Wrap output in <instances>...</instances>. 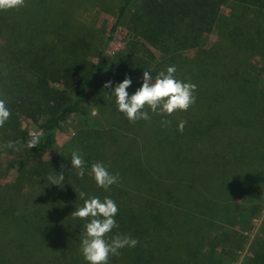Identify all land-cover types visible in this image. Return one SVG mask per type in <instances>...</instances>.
I'll return each instance as SVG.
<instances>
[{
  "label": "trees",
  "instance_id": "1",
  "mask_svg": "<svg viewBox=\"0 0 264 264\" xmlns=\"http://www.w3.org/2000/svg\"><path fill=\"white\" fill-rule=\"evenodd\" d=\"M224 1L120 0L114 21L96 52V61L77 71L70 83V96L38 125L40 143L32 148L27 147L32 134L18 127L10 108L14 102L6 96L9 93L17 97L22 86L29 84L27 71L14 64L10 67L0 55V87L5 90L0 92V99L11 112L0 127L3 138L12 128L20 146L36 151L51 148L53 131L80 111L84 94L92 86L99 112L97 127L84 129L86 136L79 140L82 148L92 146L90 151L82 152L84 177H78L70 161L59 157L47 168L41 164L31 168L29 180L34 178L33 184L21 206L13 204L19 199L13 183L6 184L10 194L0 188V264H23L12 255L14 249L23 259L27 250L40 255L43 252L46 260L37 256L46 264H88L79 243L86 221L71 215L83 204L80 192L115 201L118 227L106 239L119 233L138 241L135 247H125L118 256H110L108 264H160L162 261L156 258L164 253L172 264L209 262L210 256L199 245L202 232L198 229L193 233L192 219L185 216L193 211L214 218L220 212L225 218L220 220L235 218L244 212L240 200H257L258 184L264 186V0H228L236 12L218 43L212 48L198 46L202 30L214 22ZM125 19L147 51L139 46L137 55L121 54L117 70L102 78L106 47ZM36 21L39 31L43 22L55 28L63 25V19L54 22L47 13L36 17ZM3 26L6 31L7 25ZM14 29L23 32L19 21ZM23 35L29 37L25 32ZM6 39L11 42L10 36ZM193 46L192 53L181 52ZM33 53L38 55L36 48ZM173 65L177 79L196 85L195 103L187 111L172 115H156L145 109L151 119L129 121L110 96L115 85L133 71H149L155 78ZM253 67L260 69L255 77L251 74ZM51 73L58 76L56 71ZM109 81L111 86L105 88ZM137 86L141 84L132 82L127 89L129 95ZM39 98L44 102L51 99L45 91ZM162 120L171 123L165 126ZM180 120L186 121L183 132L177 130ZM94 162H102L111 174L118 173V183L108 190L98 187L87 174ZM58 174L64 175L62 183L49 184L48 177ZM27 212H36L37 221ZM25 227L35 232V239H23L25 234L31 235ZM205 228L212 232L213 223H203ZM198 250L205 253L200 251L203 258Z\"/></svg>",
  "mask_w": 264,
  "mask_h": 264
},
{
  "label": "rangeland",
  "instance_id": "2",
  "mask_svg": "<svg viewBox=\"0 0 264 264\" xmlns=\"http://www.w3.org/2000/svg\"><path fill=\"white\" fill-rule=\"evenodd\" d=\"M119 1L25 0L23 7L0 11L3 19V22L0 21V55H4V60L10 67L14 64L21 70H26V82L29 83L22 86L21 93H18L17 97L6 92V96L14 102L10 108L17 117L16 122L19 128L31 134L34 131L40 132L37 129L38 125L56 105L70 96V83L76 77L77 71H81L89 63L96 61V52L114 21V13ZM233 5L232 1L222 2L214 22L202 30L198 46L212 48L218 43L222 30L226 28L233 13L236 12L233 11ZM46 13L54 22L59 18L63 19V25L55 28L52 24L49 27L47 22H43L40 27L41 31H39L36 17ZM28 14L35 15V18H29ZM18 21L22 24L23 32L27 33L30 38L18 29H14ZM72 23L78 27L77 30L70 25ZM254 23L258 21L254 20ZM4 24L8 28L6 31ZM9 24L12 25L11 30ZM7 35L11 37L10 43L7 42ZM138 42L142 41L129 28L125 19L118 26L117 32L106 47L105 62L100 76L103 78L114 69L117 70L121 54H139L140 52L136 49L141 44ZM34 48L38 51V55L33 53ZM142 48L146 53L147 50ZM193 48L194 46L181 52L192 53L195 49ZM51 70L56 71L58 76L53 75ZM259 71L258 67H253L252 76L258 75ZM129 78L137 85L143 82L142 74L136 71H133ZM2 90L5 91L3 86L0 87V92ZM42 91L51 97L50 101L47 100L45 103L44 99L39 98ZM92 91L93 86L86 90L80 111L69 116L53 131L54 143L47 150L26 149L18 143L13 148H8L5 146L7 142H16L12 135V128L9 129L10 135L7 138H3L0 134V184L2 185L0 188H4L10 194L11 189L6 184L13 183V191L18 194L19 198L18 202L13 204L21 206V202L27 199L29 185L33 184L34 179L29 180V172L33 166L41 164L47 168L61 157L71 163V155L74 151L82 155L83 151L91 150V145L85 148L80 147L79 140L86 136L84 129L89 126L97 127L99 120L97 117L99 112ZM50 105L51 108L48 110ZM257 191V200H240L244 212L235 218L220 220L218 218L225 219L220 212L213 218L193 212L190 208L191 213L189 212L185 217L187 220L192 219L193 233L198 229L202 232L199 234V245L201 249L205 248L210 256L206 264H262L264 262V186L258 184ZM26 214L36 220L34 215L36 212ZM234 219H238V222L234 223ZM208 220L213 223L212 232L207 231L206 228L203 230V223ZM27 231L31 235L25 234L23 239L30 240L32 237L35 239V232L28 229ZM6 235L11 236L10 233ZM156 236L158 239L159 235H155V238ZM181 239L185 240L184 237ZM141 244L144 242L142 241ZM198 251L203 258L204 255L201 254L204 253L203 250ZM19 254L18 249L13 250L12 255L17 258V261L20 259L23 264H46V261L39 259V257L42 260L47 259L43 252L42 257L37 253L38 257L35 251L27 250L25 259L20 258ZM0 255H2L1 252ZM156 259L162 261L160 264H172L168 254L165 253L161 254L160 259ZM58 262L55 261L54 264Z\"/></svg>",
  "mask_w": 264,
  "mask_h": 264
},
{
  "label": "clouds",
  "instance_id": "3",
  "mask_svg": "<svg viewBox=\"0 0 264 264\" xmlns=\"http://www.w3.org/2000/svg\"><path fill=\"white\" fill-rule=\"evenodd\" d=\"M25 6V0H0V11L17 9ZM176 67L169 66L166 70L160 71L155 78L149 71L142 74V84L131 95L127 89L132 81L127 76L122 82L115 85L110 96L115 98L118 110L126 118L135 122L137 120H149L151 116L145 109L156 115H172L177 111H187L195 103L196 85L191 82H182L175 76ZM111 82H107L104 87L109 88ZM11 112L3 99H0V127H3L9 119ZM165 126L171 123L162 120ZM186 121L180 120L177 130L183 132ZM42 133L34 131L27 141V147L32 148L40 143ZM18 142L9 141L5 145L13 148ZM71 167L77 170L78 177L86 174V165L83 156L74 151L71 155ZM96 185L104 190L118 183L119 174H111L102 162H94L87 170ZM64 180L63 174L49 176V184L60 185ZM83 200L82 206H78L71 213L74 218L86 221L83 225V235L80 241V253L88 264H108L110 256H118L120 249L125 247H135L138 241L130 236L116 234L110 239H106L118 225L114 219L118 212V207L111 198L88 196L85 192H80Z\"/></svg>",
  "mask_w": 264,
  "mask_h": 264
}]
</instances>
